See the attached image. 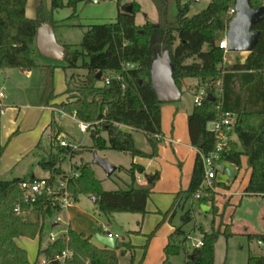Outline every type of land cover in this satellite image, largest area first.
Masks as SVG:
<instances>
[{"label":"trees","instance_id":"trees-1","mask_svg":"<svg viewBox=\"0 0 264 264\" xmlns=\"http://www.w3.org/2000/svg\"><path fill=\"white\" fill-rule=\"evenodd\" d=\"M39 1L37 17L30 19L26 15L28 0H0V70H32L38 67L33 57L37 30L42 25H50L55 30L52 14L65 7L64 0ZM151 1L158 12L157 26L149 23L136 25L139 7L135 3L131 5L132 12L121 11L116 22L91 27L81 44L82 53H70L64 46L68 50L65 71L82 68L87 73L86 77L74 91L70 102L52 104L57 98L55 67L47 66L42 106L56 108L71 116L75 115L81 122L89 123L93 143L87 149L90 152L113 150L128 153L133 158L153 159L159 152L160 140L156 136L162 135V116L161 105L152 88L151 66L157 57L168 52L175 66L173 78L180 89L184 79H198L207 94L215 98L213 102L205 98L202 105L195 106L189 116L192 145L205 155L212 153L216 138L207 125L217 119L221 111L235 115L237 124L234 134L237 141L230 143L222 159L240 168L243 157H246L251 177L245 195H264V19L253 28L260 33L254 51L245 60L224 66L225 52L219 47V42L234 18L230 10L235 7L236 0H211L205 10L192 17L188 16L189 5L182 6L180 0ZM82 2L88 0H68L67 7L76 8ZM173 2L178 5L175 17L170 13ZM250 5L252 8L263 7L264 0H250ZM83 57L88 60L84 59L79 66V60ZM100 73V78H97ZM69 92L70 88L65 94ZM2 111L0 105V162L4 151L1 144ZM55 120L53 116L50 127L55 124ZM134 132L147 136L151 146L149 152L137 148ZM52 146L59 154H52L41 161V167L50 172L52 179L65 178L58 168L59 155L74 159L85 148L74 151L70 147L56 145L55 139ZM77 171L78 177L68 179V190L75 202L79 201L81 195L94 196L98 199V211L106 217L116 213L145 215L148 200L159 179L156 173L147 186H135L137 176L143 175L145 169L133 163L125 170L131 180L128 188L105 191L91 165L84 164ZM25 179L27 177L6 181L2 179L0 171V264H31L27 252L16 244V239L42 238L47 219L61 212L54 196H45L34 205L25 202L20 188V183ZM203 179L204 168L197 155L188 190L177 195L173 208L164 215V219L175 210V206L189 200L193 204L202 201V204L211 205V212L217 216L216 193L209 199L206 196L198 200L195 198ZM215 187L229 189L216 181ZM206 192L211 193V190ZM19 206L21 209L18 212ZM25 214H32L33 219L26 220L23 217ZM191 220V213L187 212L184 224ZM221 227H224L223 231ZM221 227L218 230L213 227L210 233L202 231V246L187 252L184 264H215L219 238L224 236L230 239L235 235L231 225ZM184 233L183 228L177 229L171 240L181 238ZM247 237L251 242L264 243V235L249 234ZM67 239L73 257L66 264H119V250L123 256L126 248L135 249L122 243L115 250H102L92 243L91 237L86 238L85 234L69 228L67 236H61L45 249L40 247L39 256H44L48 264H61L56 257L65 250ZM179 251V246L169 244L164 264H169L168 258L178 255ZM248 264H264V255L251 256Z\"/></svg>","mask_w":264,"mask_h":264},{"label":"rangeland","instance_id":"rangeland-1","mask_svg":"<svg viewBox=\"0 0 264 264\" xmlns=\"http://www.w3.org/2000/svg\"><path fill=\"white\" fill-rule=\"evenodd\" d=\"M210 2L211 0H180L182 6L185 4L189 5V17L201 13L208 7ZM39 3V0H28L27 9L37 13ZM67 3L68 0H64L65 7L54 11L52 19L56 25L55 34L58 43L66 46L70 53H82L81 44L85 34L91 27L116 22L118 14L135 3L139 7L135 17L137 26H144L147 23L157 26L159 23L157 9L151 0H100L97 3L88 1L79 3L76 8L67 7ZM170 13L172 17L177 15L178 5L176 2L171 5ZM40 56L38 51L34 55L39 66H42V69L37 71L38 73L45 70L47 66L58 68L55 89L56 93L61 97L66 90V77L68 78V88H70L71 92L64 94L63 102H70L74 91L85 79L86 71L82 68L65 71V61L57 62ZM246 57V54L237 53L232 56L231 54H225L223 64L228 66L238 60H245ZM84 59L88 60L84 57L81 58L79 66L82 65ZM36 81L37 78L35 77L31 81L26 78L22 75L20 69L0 70V92L6 96L5 99H2V108L5 111L8 107H16L17 109L14 114L11 112L7 114V111L5 114L6 123L9 116L12 120L9 122L10 127L13 121H15L16 126H13L14 130L8 137H2L1 140L4 148L0 162L2 179L7 181L32 175L38 178H50V172L41 167V161L48 159L52 154H59L57 149L52 146L55 139L56 145H60L61 141H66L76 146L77 149L74 151L85 148L84 150L82 149L81 153L83 159H80L81 155L76 159L59 155L58 168L65 175L74 174L78 168L84 164H89L93 168L96 178L101 182L103 190L127 189L131 180L125 170L131 167L133 157L128 153L113 150L88 151V147L93 145L91 135L80 132L78 119L76 121L65 112L66 116L61 114V112H56L53 115L56 119L53 126L45 133L37 129V124L43 116V112L35 109V107L42 105L40 95H36ZM187 82L184 80L182 83L183 94L181 100L169 105L171 112L166 123V129L169 134L173 131L175 139H185L184 137L188 135L187 115L192 113L195 107L196 84L187 85ZM49 114L50 120H52L53 116L51 113ZM133 134L137 148L149 152L151 146L147 136L141 132H134ZM165 147L167 148L164 149ZM181 150H183L182 154L178 156L174 147L165 145L164 142L159 144L158 158L155 157L153 159L157 162H162L158 171L163 179L160 184H157L155 191L151 194L145 215L116 213L113 216L114 218H108L98 211V207L93 204L90 196L81 195L77 208L73 211L75 216L71 219L72 228L77 233L85 234L87 238V235H94L99 230L95 222V219H99L106 224L110 222L109 225H111L114 234L136 231L138 234L135 235L133 241L139 248L137 249L134 264H164L167 261L166 249L169 243L164 240L162 234L168 226L164 227V225V228L160 226L151 239H149V236L156 231L158 225L164 219V215L171 211L177 195L188 190L190 182L188 167H192V161L195 156L189 150L183 148ZM96 156L107 159L118 167V171L112 177H107L105 172L95 165ZM177 158L181 160V164H179L180 162H178ZM147 173L150 172L148 171ZM249 177L248 162L245 158L242 159V165L236 172L235 180L231 181L226 174L218 173L216 182L226 186L230 184L229 189L217 188V191L212 189L211 193L206 192L203 196L209 199L216 193L215 206L217 208V216L213 212L207 215L204 214L200 208L202 201L200 202L201 204L199 202L193 204L191 200L181 203L176 209L173 225L178 229L183 227L184 231L190 236L184 233L181 238L173 239L174 244L180 247V251L178 255L168 258L169 264H183L186 253L191 252L193 249L190 245L191 240L189 237L193 242L202 240V231L210 233L213 227L218 230L222 225H231L232 222L235 226L246 223L255 229L260 228L258 214L262 204H260L259 197L245 196L243 199L242 197H234L233 203L236 207H231L229 190L244 193ZM240 203L241 205L239 206ZM64 212H68V209H65ZM187 212L191 213L192 220L188 224H184V216ZM23 217L26 220L33 219L32 214H25ZM55 220L53 218L47 219L42 238L31 239L22 237L16 240V244L27 252L31 264H40L43 260V256H39V248L43 246L41 248L44 249L48 246L52 231L61 235L60 233L62 232L60 231L69 229L68 223L64 221L59 222L60 225L58 227L52 226ZM214 221L215 226L213 225ZM221 230L223 231L224 227H221ZM68 240H66L65 250L69 249ZM187 242L191 248L185 252L184 247H186ZM126 244L133 246L130 243ZM96 246L99 249H105L104 247ZM134 250L126 248L127 256L125 258L121 256V250H119L117 252L119 264H130L129 256ZM251 256H254L252 244L243 236H236L229 240L221 236L216 244L215 264H248Z\"/></svg>","mask_w":264,"mask_h":264},{"label":"crops","instance_id":"crops-1","mask_svg":"<svg viewBox=\"0 0 264 264\" xmlns=\"http://www.w3.org/2000/svg\"><path fill=\"white\" fill-rule=\"evenodd\" d=\"M26 15L30 19H35L37 17V13L35 11H29L28 9L26 11ZM37 51L38 50H37V46H36V42H35V51L34 52L37 53ZM35 53H33V57H34ZM232 55H235V53H231V56ZM40 57H42V56H40ZM247 57H248V55H247ZM42 58H44V57H42ZM34 59H35V57H34ZM45 59H47V58H45ZM35 61H36V59H35ZM36 63H37V61H36ZM40 69H42V66L40 67L39 64H38V67L35 68V69H32V70H21V72H22V75H24L30 81L33 80L34 77L37 78V81H36V86L37 87H35L36 95H38V96L40 95V98L42 100L43 92H44V88H45V84H46L47 69L45 68V70H43V71L41 70L42 72L38 73L37 71H40ZM57 69L58 68L55 67V71H54L55 82H56V79H57ZM184 80L188 81L187 85L196 84L195 95L197 94L198 90L202 87V85L200 84V81L198 79H184ZM183 81H182V83H183ZM66 85H67V87H66V90H67V88H68L67 77H66ZM66 90H65V92H66ZM65 92L63 93V96L61 97L60 95H58L56 93V89H55V95L57 96V98L52 102V104H54V103H57V104L62 103L64 101ZM0 94H3V93L0 92ZM195 95H194V97H195ZM5 98H6V96L4 94H3V97H0V105L2 104V99H5ZM169 105H171V104L161 105L162 135H161L160 143L164 142L165 145H170V146L174 147L175 153H177L178 156L179 155L181 156L182 151H183V150H181L182 148L185 149V150H189V152L192 153L195 156L193 161H192V167L191 166L188 167V173L190 174V182H189V186H190L192 175H193V171H194L195 161H196V157H197V152H198L197 148H195L192 145V143H191V139H190V135H189V127H188L189 116L193 113L194 110L192 111V113L187 115V134L188 135H186L184 137L185 139H181V138H176L175 139L173 131L170 132V134H169L168 130L166 129V123H167V120H168V118L170 116V112H171V108H170ZM35 109L38 110V111H42L43 112V116L41 117L40 121L37 124V129L38 130H42L41 131L42 133L43 132L45 133L50 128V124L52 123L53 119L50 120V114L49 113H51L52 116L56 112H61V114L63 113L62 111L57 110L56 108L44 107L42 105L35 107ZM6 111H7V114H8V112L9 113L11 112L12 114H14L17 111V109H16V107H8ZM6 111L3 109L2 116H1V140H2V137H8L14 130L13 126L14 125L16 126L15 121H13L12 122V126L10 127V125H9L10 123L9 122L12 121V120L10 119L9 116H8L7 123H6V119H5ZM71 117L73 118V116H71ZM74 119L77 121V118H74ZM133 137H134V134H133ZM233 139H234V141H237V137L235 135L233 136ZM134 140H135V138H134ZM81 145H83V144H81ZM166 148L167 147H165L164 149H166ZM82 156L83 155L80 156V159H83ZM76 158L77 157H75L74 159H76ZM243 158H245L247 160L246 157H243ZM177 160H178V162H180L179 164H181V160L179 158H177ZM187 162H188V160H187ZM133 163L141 165L145 169V173L143 175H138L137 176V181H136L135 186H138V187L147 186L149 184L148 178L153 177L156 173L159 174V179L157 180V182L155 183L154 188H153V192H154L155 189H156L157 184H160L162 182V179H163L161 174H160V172L158 171V168L160 167V164L162 162H157L155 159H145V158L136 157V158H133L132 164ZM225 166H226V168H229V169L233 170V175H231V177H230L227 173H224V174H226L231 179V181L235 180L236 179V172L238 171V167L233 165V164H229V163H225ZM148 171L150 173H147ZM248 171H249V175L251 177V170H250L249 167H248ZM32 176H35V175H32ZM32 176H29V177H32ZM250 177H249L248 184L250 182ZM130 184H131V181L129 182V185ZM229 185L230 184H227L228 187H229ZM189 186H188V188H189ZM247 187H248V185L246 186V188ZM246 188H245V190H246ZM245 190H244V193L243 192L241 193L239 191L232 192V191L229 190V193L231 194V207H233V208L236 207V205L233 203L234 197H242V199H243L246 196L245 195ZM90 199L92 200L93 204L95 206H97V203L94 202L95 197L90 196ZM78 203H79V201L75 204V206L73 208L68 209V212H64L63 211V212H61L59 214V218L61 219L60 222L61 221L67 222L68 223V228L73 229L72 225H71V219H73V217L75 216V212H73V211L77 208ZM148 203H149V200H148ZM148 203H147V206H148ZM260 204H262V208H261V210H260V212L258 214L260 228L259 229H255V228L251 227L250 225H248L246 223H241L240 226L239 225L235 226L234 223L232 222L231 223V228H232V232L235 234L233 237L243 236V237L247 238V240L249 241V239L247 237V235H249V234L264 235V204L261 201H260ZM180 205L181 204H179V206ZM240 205H241V203L239 204V206ZM179 206H175V208H174L175 210L168 217L163 219L162 222L160 223L161 224L160 225L161 228L164 225H165L164 227L168 226L167 229H165V231H163L162 236H163L164 240L166 242H168L169 244H173L174 243V240H171V237L174 235V233L178 229V228H175V226L173 225V218H174V216L176 214V209ZM203 207H207L208 208L207 213H206V211H204ZM200 208H201V211L204 214H206V215L211 212V209H210V207L208 205L201 204ZM114 215H112L111 217L114 218L113 217ZM108 218H110V217H108ZM95 220H96L95 222L98 225V229L99 230L94 235H87L88 237H92V243H94L95 245L104 247L97 241V239H96L97 235H103V236H109L110 235L111 237H113V238H115L117 240V244L118 245H119V243H130V244H132L135 247V250L132 252L131 256H129L130 257V264H134V261H135L136 255H137V249L139 247L134 244L133 238H135V235L138 234V233L136 231H129V232H125L124 234H118V233L114 234L113 231H112L111 225H109L110 222L108 224H106V223L101 222L99 219L98 220L95 219ZM59 225H60V223L57 222V224L54 227H58ZM105 227L108 228V232L104 231ZM66 231H68V229L60 231V232L64 233ZM183 231H184V229H183ZM203 232H206V231H203ZM186 234H188V233H186ZM188 235L190 236V234H188ZM233 237H231V239ZM227 240H229V239H227ZM198 241H201V240H198ZM250 243L252 244V247H253L254 256L263 255V252L261 250V247H260L259 243H257L256 241H252V242L250 241ZM190 245L187 242L186 247H184L185 252L187 251V249L191 248ZM40 247H43V246H40ZM126 256H127V254L123 255L122 257L125 258ZM44 258L45 257L43 256V259ZM215 258H216V250H215ZM184 261H185V259H184Z\"/></svg>","mask_w":264,"mask_h":264},{"label":"water","instance_id":"water-1","mask_svg":"<svg viewBox=\"0 0 264 264\" xmlns=\"http://www.w3.org/2000/svg\"><path fill=\"white\" fill-rule=\"evenodd\" d=\"M97 3L100 0H88ZM133 7L129 6L125 9L126 12H132ZM236 16L231 21L227 30V52L250 55L260 40V33L254 31V26L264 19V6L252 8L250 0H236L235 2ZM36 46L40 55L52 61L62 62L66 60L68 50L58 43L55 30L50 25H42L37 30ZM175 66L172 62L170 54L164 52L152 63L151 77L152 88L157 96L160 105L177 103L182 98V90L177 86L173 78ZM101 73L97 78H100ZM210 101H215L211 95L208 96ZM95 165L99 166L107 177H112L118 168L110 163L105 158L95 157ZM221 174L227 173L230 177L233 175V170L226 168L224 164L216 167ZM153 177L148 178V182L152 181ZM98 203V199H94ZM204 211H208L207 207H203ZM57 224L53 222V226ZM97 241L107 249L115 250L118 246L117 240L113 237L97 235ZM264 255V243L260 244Z\"/></svg>","mask_w":264,"mask_h":264},{"label":"built area","instance_id":"built-area-1","mask_svg":"<svg viewBox=\"0 0 264 264\" xmlns=\"http://www.w3.org/2000/svg\"><path fill=\"white\" fill-rule=\"evenodd\" d=\"M230 14L235 17L236 16V10L235 7L230 10ZM227 34V32H226ZM226 34L224 38L219 42V47L224 50L225 54H230L227 52V37ZM133 68V67H132ZM209 95L207 94V91L205 87H201L197 94L194 97V104L195 106H201L203 103V100L207 98ZM0 97H3V94H0ZM64 116L66 114L62 113ZM73 118H76L75 115H73ZM237 124V117L233 115L230 112H224L221 111L217 117V119L211 121L207 125V129L214 134L216 138V147L212 153L209 155H205L201 153L197 149V155L200 156L204 168V179L200 186L199 192L195 196V198L201 199L207 190L218 189L214 186L215 181L217 180L218 171L216 167L220 164H224L226 162L223 161L222 156L225 152H228L229 145L231 142L234 141L233 136L235 126ZM79 130L83 134L89 133V123L81 122L78 120ZM158 140H161V136H156ZM60 146L67 148L70 147L73 150H76L77 147L74 145H71L67 143L66 141H61ZM78 171L74 174H70L69 176L65 175L64 177H56L55 179L50 178H38L35 176L28 177L27 179L23 180L20 183V188L23 192V200L27 202L30 205L36 204L40 199H42L45 196H54L56 200H58L60 204L61 212H63L65 209H71L75 206L76 202L72 195L70 194L68 190V179L78 177ZM59 178V179H58ZM260 201L264 204V195L258 196ZM20 206L17 208V211H20ZM60 212V213H61ZM56 214L53 219H56L55 221L60 222L59 214ZM53 226V224H52ZM69 230V229H68ZM105 232H108V228H104ZM61 235L55 234L53 231L50 233V240L48 242L49 244L55 243L61 236H65L68 234V231L60 233ZM109 237H111L109 235ZM191 240V247L198 248L202 246V240L193 242ZM45 249V248H44ZM73 257V252L70 249L64 250L61 254L57 255L56 260H58L61 264H66L69 259ZM40 264H48V261L46 258H44ZM90 264V263H88Z\"/></svg>","mask_w":264,"mask_h":264}]
</instances>
